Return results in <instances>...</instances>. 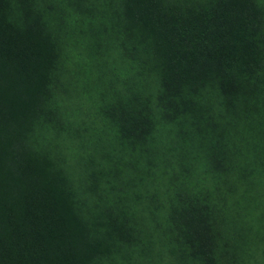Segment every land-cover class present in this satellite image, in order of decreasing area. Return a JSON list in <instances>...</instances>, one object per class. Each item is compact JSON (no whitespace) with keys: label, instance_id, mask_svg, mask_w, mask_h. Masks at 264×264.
I'll return each mask as SVG.
<instances>
[{"label":"trees","instance_id":"16d2710c","mask_svg":"<svg viewBox=\"0 0 264 264\" xmlns=\"http://www.w3.org/2000/svg\"><path fill=\"white\" fill-rule=\"evenodd\" d=\"M263 29L259 0H0V264L142 258L159 230L165 264H264ZM83 50L93 137L64 106Z\"/></svg>","mask_w":264,"mask_h":264},{"label":"rangeland","instance_id":"374dc122","mask_svg":"<svg viewBox=\"0 0 264 264\" xmlns=\"http://www.w3.org/2000/svg\"><path fill=\"white\" fill-rule=\"evenodd\" d=\"M261 5H264V0H259ZM264 31V29H263ZM79 50V49H78ZM86 51H81V56L84 55V59L86 62L89 64H79L78 66H75L77 61L74 63L72 69H73V74H71L70 80V87L73 91L74 97L69 100V98H66L69 96V94L65 95L64 94V106L68 111L67 114V121L72 123L73 125H78L80 127V130H82V133L86 136H95V134L98 132L97 128L102 125V121L98 118V116L92 114V112L95 110V108L99 105L102 104L100 101V97H97L98 91L97 88H101L104 86V82L106 79L107 75L102 74L99 72L100 67L99 64L93 62H90L91 57L89 52L87 51V55L85 56ZM78 58L76 55H74V48H73V53H69V59L71 58ZM105 62L108 63V66L110 65L115 68L116 70L120 71H126L124 68V63L123 61H120L117 59L118 57L115 56V53L113 54H108V56H103L102 57ZM98 58L94 56V60H97ZM102 65L103 69L106 70V64ZM101 73V74H100ZM100 74V75H99ZM70 89V90H71ZM69 92V91H68ZM90 103V106H89ZM91 105L94 106V108L91 110ZM96 137H99V135H96ZM70 158V157H69ZM74 172V171H73ZM76 175V174H74ZM164 186L166 185H161L159 186V190L155 187L157 190V193L155 192V189L150 191L154 195L155 193L158 194V196H161L162 193L165 192ZM222 190L228 191V187H220ZM152 194V195H153ZM153 197V196H152ZM166 201V200H163ZM146 204H151V202H146V200H142L141 202L136 203L135 209L138 213L141 214V216L138 218H148V219H153L152 217L155 215L153 220H161L162 219V214L160 211L154 212ZM133 206V205H132ZM130 206V207H132ZM249 211V209H248ZM251 216V214H249ZM91 217V214H89V218ZM99 219V217L97 218ZM149 228H153L154 222H149L147 224ZM100 231L105 230V227L103 226H97ZM160 231V230H159ZM159 231H152L151 235L153 238V246L151 245L147 255H145L142 258H138L136 256L135 252L129 253L131 258H123V255L126 254V252L123 249H120L118 251H115L113 253H105L102 258V262L99 264H152V263H159L162 264L166 261H171V259H168V256H166L165 249L166 246L162 244V241L160 240V237H163V234L159 233ZM134 235V233H133ZM130 239L133 240V236H130ZM143 244L146 246L145 241L143 238H141ZM141 241L139 240V243ZM135 245H143V244H138L135 240ZM136 249V248H134ZM163 254V255H162Z\"/></svg>","mask_w":264,"mask_h":264}]
</instances>
